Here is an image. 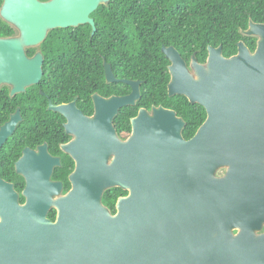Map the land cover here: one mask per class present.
Here are the masks:
<instances>
[{
    "label": "water",
    "instance_id": "obj_1",
    "mask_svg": "<svg viewBox=\"0 0 264 264\" xmlns=\"http://www.w3.org/2000/svg\"><path fill=\"white\" fill-rule=\"evenodd\" d=\"M109 1L5 0L2 16L33 44L49 29L93 23L90 14ZM244 34L258 38L254 53L239 43L237 55L225 58L222 46H210L206 63L194 55L191 70L175 48H163L171 63L169 96L185 97L207 112L189 142L182 139L186 123L163 108L153 116L141 111L131 121L130 137L118 138L115 119L137 104L142 83L117 80L110 66L108 84L129 86V95L94 96L91 119L61 108L75 136L66 148L76 161L72 189L63 196L51 172L28 174L24 196L30 214L24 217L19 195L0 181V264H264V238L232 240V228L246 231L247 221L233 220L225 208L231 176H244L247 157L264 153V24L251 22ZM23 55L18 42L0 40V81L28 75ZM41 76L40 68L20 79ZM155 144L165 146L161 171L163 156L154 153ZM227 166L234 171L224 180L215 178ZM113 188L129 193L119 200L116 218L102 208L104 194ZM54 198L63 201L52 203ZM51 205L61 210L55 224L46 218ZM69 207L76 209L74 219Z\"/></svg>",
    "mask_w": 264,
    "mask_h": 264
},
{
    "label": "flooded vegetation",
    "instance_id": "obj_2",
    "mask_svg": "<svg viewBox=\"0 0 264 264\" xmlns=\"http://www.w3.org/2000/svg\"><path fill=\"white\" fill-rule=\"evenodd\" d=\"M39 1L48 3L52 0ZM129 2L122 0L121 3L126 4L124 6H119V0L101 2L89 16L93 23L49 29L43 40L26 44L22 29L3 18L5 0H0V40L16 41L21 45L24 52L22 59L27 64L24 71L28 75L42 69L40 79L36 77L33 81L22 80L20 78L28 75L13 71L19 79L0 81V181L11 185L17 192V207L23 211L24 217L30 214L25 209L28 199L24 196L28 174L51 172L52 182L63 185V196L72 189L70 176L76 169V161L66 148L72 144L75 136L68 132L69 120L61 108L72 107L71 109L78 110L84 117L91 119L95 114L94 96L104 99L119 97L117 94L106 97L102 92H92V83L96 79L101 80L100 84L104 81L105 86L108 85L107 66H110L117 80H124L122 78L126 76H137L132 72L127 73L125 66L119 67V46L133 53V58L140 54L150 56L154 52L149 48L157 45L161 47L162 54L163 48H175L170 44L171 28L168 17H163L161 12H183L185 8L177 5L176 0L165 9L138 6V0H132V5ZM251 22L253 21L250 20ZM245 31H241L243 37L253 40L257 48L258 38L245 35ZM239 43H244L251 53L256 51H252L244 41ZM166 60L170 63L167 58ZM184 61L191 70L192 59L189 62ZM170 65L171 63L167 66L168 72ZM146 69L149 71L143 72V77L162 75L155 73L151 67ZM137 82L142 83L141 98L134 106L139 107L131 121L138 118L141 111H146L149 116H153L154 109L174 111L186 123L182 130L183 141H191L196 134L189 137L185 134L187 122L176 110L162 104L150 103V98L140 106L143 82ZM129 89L130 94L132 90L130 87ZM167 95L173 98L169 96L168 86ZM115 129L119 138V127L115 125ZM132 132L131 124V134ZM129 137L120 139L127 140ZM154 153L163 156L165 146L155 144ZM258 156L253 158L250 154L246 159L244 176L236 173L228 183L231 192L225 208L233 220L247 221L246 231L238 226L232 228V240L244 235L255 239L264 238V153ZM164 159L165 156L160 159L157 170L163 169ZM231 171H234L231 166L222 167L216 172L215 178L224 180ZM63 174H68L67 182L71 185L69 190ZM124 192L126 195L119 196V188H113L104 194L102 208L111 218L119 215V200L129 196L127 191ZM60 201L63 199L54 198L52 203L58 204ZM75 212V208L69 207V218L74 219ZM60 214L61 210L56 205H51L46 212V218L55 224Z\"/></svg>",
    "mask_w": 264,
    "mask_h": 264
},
{
    "label": "trees",
    "instance_id": "obj_3",
    "mask_svg": "<svg viewBox=\"0 0 264 264\" xmlns=\"http://www.w3.org/2000/svg\"><path fill=\"white\" fill-rule=\"evenodd\" d=\"M129 5H132V0ZM138 6L146 8H166L173 0H138ZM175 1V0H174ZM177 5L184 7L183 12H161L163 17L167 16L171 28L170 44L174 46L181 56L190 61L195 55L200 63L205 64L208 58V47H223V56L231 58L238 52L237 44L244 41L252 51L256 49L253 40L244 38L241 31L249 27L250 20L254 23L264 22V0H176ZM119 6L126 4L121 3ZM160 14V12H157ZM152 54L146 57L140 54L132 57L133 53L125 51V47L119 46V67H126L127 73H135L137 76H126L122 79L129 81L140 80L143 82L142 99L139 102L145 103L149 98L157 105H164L178 112L187 122L185 134L189 137L196 132L207 120L206 110L197 104H191L189 100L182 96L169 98L167 86L171 77L167 70L170 64L161 53V47L157 45ZM151 59V60H150ZM150 60V61H149ZM151 67L155 73L161 76L143 77L142 73L149 71ZM100 79L92 83V92H102L106 97L111 95L125 96L130 89L123 83L100 84ZM153 98V99H152ZM139 107V106H138ZM138 107H128L120 111L115 119V125L119 127V137L126 139L131 134V118H133ZM67 190L71 185L67 182L68 174H63ZM126 195V192L119 189V196Z\"/></svg>",
    "mask_w": 264,
    "mask_h": 264
},
{
    "label": "bare ground",
    "instance_id": "obj_4",
    "mask_svg": "<svg viewBox=\"0 0 264 264\" xmlns=\"http://www.w3.org/2000/svg\"><path fill=\"white\" fill-rule=\"evenodd\" d=\"M185 60V59H184ZM92 93V92H91ZM83 100V99H82Z\"/></svg>",
    "mask_w": 264,
    "mask_h": 264
}]
</instances>
